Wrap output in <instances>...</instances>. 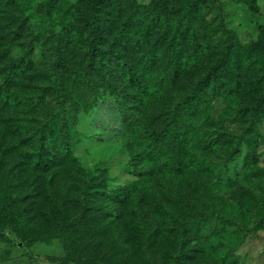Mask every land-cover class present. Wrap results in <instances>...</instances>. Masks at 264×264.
<instances>
[{
    "label": "rangeland",
    "instance_id": "obj_1",
    "mask_svg": "<svg viewBox=\"0 0 264 264\" xmlns=\"http://www.w3.org/2000/svg\"><path fill=\"white\" fill-rule=\"evenodd\" d=\"M47 1L13 0L0 18V51L6 53L0 54V87L6 85L8 93L0 106V195L9 199L8 213L25 218L20 235L0 220V264H57L50 258L64 256L56 237L65 229L77 264H264V102L256 104L264 86L254 85L253 98L246 96L240 104L226 97L211 102L204 125L223 133L210 139L238 141L239 152L198 197L191 190L187 199L172 202L186 225L177 233L156 214L159 203L152 190L143 203L137 196L120 200L129 187L146 180L134 175V152L122 137V116L130 104L128 76L132 67L163 73L164 57L170 56L161 35H148L149 23L140 28L130 12L117 16L103 5L94 13L101 30L90 57L84 52L87 31L63 33L75 17L83 22L90 0H60L44 10L39 5ZM203 17L224 23L241 44L262 43L264 60V0H207ZM170 69L167 65V73ZM56 71L64 83L66 113L49 126L47 111L60 106L50 90ZM84 72L91 87L82 84ZM43 92L45 99L34 98ZM42 141L63 160L52 165L47 160L44 166ZM93 179L116 197L109 204L97 202L99 208L93 202L85 221L67 229L78 218L80 192ZM196 181L183 177L175 184L189 188ZM187 203L202 217L190 215ZM178 255L188 257L186 262H177Z\"/></svg>",
    "mask_w": 264,
    "mask_h": 264
},
{
    "label": "trees",
    "instance_id": "obj_2",
    "mask_svg": "<svg viewBox=\"0 0 264 264\" xmlns=\"http://www.w3.org/2000/svg\"><path fill=\"white\" fill-rule=\"evenodd\" d=\"M58 1L60 0H49L39 6L47 10ZM10 4H13V0H0V18L5 16L6 7ZM107 4L111 13L115 12L117 16L123 15V10L130 12L128 17L140 21V28L148 22V35L160 34L166 54L169 53L170 56L168 59L164 57L165 69L160 75L156 74V70L147 73L132 67L128 76L130 104L122 116V137L134 152L131 156L134 175L146 180L129 187L120 200L137 196L143 203L152 190L159 203L158 208H155L158 217L167 224L175 225L177 233L185 232L186 225L177 217L171 206L172 202L175 201L177 205L180 197L187 199L191 190L194 197L202 194V186L211 178L217 177L220 168L239 152L240 147L238 141L226 142L224 137L211 140L215 133L223 132L204 125V116L214 98L226 97L240 104L246 96L253 98L251 91L254 85L264 86L263 44H241L237 36L226 29L224 23L206 20L203 14L207 0H152L148 4H136L133 0H90L88 11L82 15L83 22L77 23L81 19V16H77L73 23L63 29L64 34L77 30L88 32L90 41L84 52L90 57L94 54V45L101 30L94 13ZM136 34L140 36L139 31L134 32L135 36ZM59 46L63 47L61 40ZM27 50L30 51L31 48ZM0 54L6 53L2 50ZM167 65L171 68L168 73ZM57 73L58 71L55 72L56 83L50 90L60 106L56 111H47L46 125L49 126L58 122L60 112L66 113L64 83ZM82 84L92 86V79L87 72L83 73ZM7 97L6 85H3L0 87V106L5 104ZM41 97L45 99L46 92L34 98L40 100ZM263 102L264 95L262 102L256 104ZM262 108L260 105L255 106L257 112H262ZM50 135L49 138L52 139L53 131ZM40 144H43V151L40 150L39 159L44 166L47 160L50 165L63 160L61 153L54 150L48 152L46 142L42 141ZM211 154L217 157L214 162ZM183 177L195 181L202 179L205 182L200 185L196 181L189 184V188L175 184V180L178 182ZM153 181L154 184L158 181L157 187ZM99 185L93 179L82 189L78 218L70 221L67 229L85 221L86 210L93 202L99 208L97 202L109 204L114 200L116 192L108 193L100 189ZM8 202L6 196L0 195V220L20 235L25 218L20 213H8ZM151 206H154L153 203ZM190 206L186 204L185 208L190 213L186 212L201 218L202 213L193 205ZM65 231L66 229L62 230L56 237L62 244L64 256L50 260L57 264H77ZM187 258L178 255L176 261L184 263L186 261L183 259Z\"/></svg>",
    "mask_w": 264,
    "mask_h": 264
}]
</instances>
